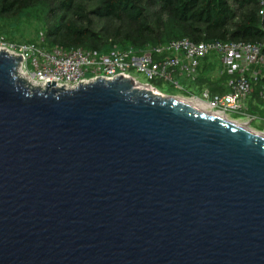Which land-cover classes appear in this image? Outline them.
<instances>
[{
  "label": "water",
  "instance_id": "water-1",
  "mask_svg": "<svg viewBox=\"0 0 264 264\" xmlns=\"http://www.w3.org/2000/svg\"><path fill=\"white\" fill-rule=\"evenodd\" d=\"M23 61L0 50V264H264L263 132Z\"/></svg>",
  "mask_w": 264,
  "mask_h": 264
},
{
  "label": "trees",
  "instance_id": "trees-1",
  "mask_svg": "<svg viewBox=\"0 0 264 264\" xmlns=\"http://www.w3.org/2000/svg\"><path fill=\"white\" fill-rule=\"evenodd\" d=\"M236 1L238 10L232 8L230 0H0V34H14L25 21H38L44 26L41 50L48 53L62 47L142 54L150 46L181 39L264 45V0ZM249 7L252 9L245 12ZM239 17L241 21L236 23ZM123 20L130 24L129 30H108L106 23ZM229 79L221 76L216 83L201 76L190 85L197 89L188 95L199 96L205 89L213 96L228 94ZM260 89L257 86L253 94L258 105L249 103V111L264 118Z\"/></svg>",
  "mask_w": 264,
  "mask_h": 264
},
{
  "label": "built area",
  "instance_id": "built-area-1",
  "mask_svg": "<svg viewBox=\"0 0 264 264\" xmlns=\"http://www.w3.org/2000/svg\"><path fill=\"white\" fill-rule=\"evenodd\" d=\"M261 15H264V9ZM0 45V50L23 57L21 71L27 80L42 88L48 83H57V87L74 89L99 78L113 80L118 76L139 82L132 74L143 75L149 81L169 82L180 88L177 77L186 75L195 81L201 63L213 59L219 63L221 74L230 78L227 83L229 93L213 96L210 90L205 89L199 96H191L190 99L205 104L212 113L229 119L240 117L249 126L258 119L249 114L248 104L257 86L261 87L259 97L264 104V45L260 43H196L181 39L152 47L142 54L132 50L104 54L63 48L48 53L35 45H25L20 49L2 41ZM29 60L32 62L29 63ZM145 85L152 86L150 83Z\"/></svg>",
  "mask_w": 264,
  "mask_h": 264
},
{
  "label": "rangeland",
  "instance_id": "rangeland-1",
  "mask_svg": "<svg viewBox=\"0 0 264 264\" xmlns=\"http://www.w3.org/2000/svg\"><path fill=\"white\" fill-rule=\"evenodd\" d=\"M14 1V0H11ZM230 5L232 8L238 10L239 5L236 0H230ZM252 7L249 9H244L245 12L250 11ZM241 17V13H240ZM240 17L236 20V23L240 22ZM106 26L108 27V30L113 33L114 31H126L130 29V24L123 20V21H112L106 23ZM0 41L3 43L14 46V48L20 49L21 47L28 45L29 43L31 45H35L38 49H41L42 43L44 41V26L39 23L38 21H25L23 25L16 30V33L14 34H0ZM1 46V45H0ZM154 46L148 47L145 52L148 49H151ZM62 47H57V49H61ZM64 49V48H63ZM81 49V48H80ZM56 50V49H55ZM114 51L105 53V54H111ZM139 54V53H138ZM32 60H29V63H31ZM215 64H208V62H203L201 63V67L199 71L197 72L196 75V80L194 81L195 83L191 82L192 80L189 77H184V84H182L179 81V87L176 88V86L172 83L165 82V81H149L145 78L143 75H138V74H132L133 77L138 78L139 82L141 85H145L147 83H150L158 92L163 94L164 96H174V97H180L178 99H187L191 98L190 94L188 95V92L190 91H195L197 88L196 86L191 87V84H196L198 79L202 76L205 79H209L210 81L213 82H219L221 79V76H224L221 74V67L217 61L214 62ZM193 81V80H192ZM156 83H158L156 85ZM161 84V85H160ZM174 92H173V91ZM186 94V95H185ZM232 116V121H236L239 124H244L246 121L240 120V119H235ZM261 123L259 121H256L255 123H252L250 127L253 129L255 132H263V128H256V126L260 125Z\"/></svg>",
  "mask_w": 264,
  "mask_h": 264
},
{
  "label": "bare ground",
  "instance_id": "bare-ground-1",
  "mask_svg": "<svg viewBox=\"0 0 264 264\" xmlns=\"http://www.w3.org/2000/svg\"><path fill=\"white\" fill-rule=\"evenodd\" d=\"M23 71H24V70H23ZM20 77H21L22 79H26L24 72L20 71ZM137 84H138L140 87H143V88L146 87L145 85H141L140 82H137ZM153 90H154V89H153ZM154 91H156V90H154ZM157 92H158V91H157ZM178 98H180V97H178ZM178 98H177V99H178ZM178 100L181 101V102H183V103H185V104H187L188 106H190V107H192V108H194V109H196V110L202 112V113H206V114H210V115L216 116V117L221 118V119H224V120H226V121H228V122L235 123L236 125H239L240 127L244 128V129H248V130H250V128L248 127V125H247L246 123H244V124H239V123H237L236 121L234 122V121H232L231 119H229L228 117H226V116H224V115H221V114H219V113H214V112L212 113V112H210V111L208 110L207 106H206L205 104L201 103V102L198 101V100L190 99V98H187V99H178ZM251 131H252V130H251ZM262 136H264V135H262Z\"/></svg>",
  "mask_w": 264,
  "mask_h": 264
},
{
  "label": "crops",
  "instance_id": "crops-1",
  "mask_svg": "<svg viewBox=\"0 0 264 264\" xmlns=\"http://www.w3.org/2000/svg\"><path fill=\"white\" fill-rule=\"evenodd\" d=\"M204 62H208V64H215L214 62H213V59L211 60V61H204ZM184 77H186V75H184V76H179V77H177V80L178 81H180L181 82V80L183 81L184 80ZM191 82H193V83H195L194 81H192V80H190ZM182 83V82H181ZM261 100V99H260ZM251 102H253L254 104H257L258 105V102L255 100V101H253V97L252 98H250L249 100H248V104L250 103L251 104ZM262 102V101H261ZM262 105H264L263 103H262ZM259 106H260V104H259ZM261 107V106H260ZM251 107H250V105H249V109H250ZM262 108V107H261ZM249 114H252V115H255V116H257V120L256 121H259L261 124L260 125H258V126H256V128H263L264 129V118L263 117H261V116H258V115H256V114H253V113H250V111H249ZM255 121V122H256ZM255 122H253V123H255Z\"/></svg>",
  "mask_w": 264,
  "mask_h": 264
}]
</instances>
